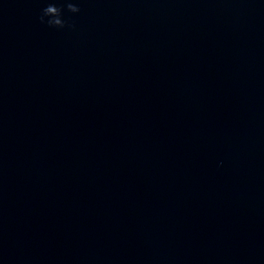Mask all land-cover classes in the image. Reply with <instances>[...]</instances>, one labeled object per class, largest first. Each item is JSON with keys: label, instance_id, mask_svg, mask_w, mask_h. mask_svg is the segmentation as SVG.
<instances>
[{"label": "water", "instance_id": "95a60500", "mask_svg": "<svg viewBox=\"0 0 264 264\" xmlns=\"http://www.w3.org/2000/svg\"><path fill=\"white\" fill-rule=\"evenodd\" d=\"M0 135L149 264H264V0H0Z\"/></svg>", "mask_w": 264, "mask_h": 264}, {"label": "clouds", "instance_id": "9594fccd", "mask_svg": "<svg viewBox=\"0 0 264 264\" xmlns=\"http://www.w3.org/2000/svg\"><path fill=\"white\" fill-rule=\"evenodd\" d=\"M67 8L73 13H79L81 11L78 2H68ZM40 20L52 28L63 29L67 26L64 18L63 5L55 2L47 3V6L43 8Z\"/></svg>", "mask_w": 264, "mask_h": 264}]
</instances>
